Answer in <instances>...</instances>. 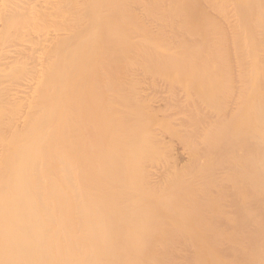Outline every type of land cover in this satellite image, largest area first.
<instances>
[{
    "label": "bare ground",
    "instance_id": "bare-ground-1",
    "mask_svg": "<svg viewBox=\"0 0 264 264\" xmlns=\"http://www.w3.org/2000/svg\"><path fill=\"white\" fill-rule=\"evenodd\" d=\"M145 4L147 6V2L144 0H0V255H5V259L3 256L0 257V264H166L164 262L166 260V247H163L162 244H165L167 239L141 231L131 234L132 230L129 229V225L134 220L138 222L133 213L119 211L117 208L120 218L133 215L131 219H125L130 223L120 224L116 222L117 226H115L116 223L109 224L111 223L110 218H104L107 214L116 213L115 202L124 201L123 197L134 191L135 185L128 183L121 191H113V193L110 191L109 194L100 188L102 183L99 184V182L102 180L98 182L99 185H92L93 187L84 185L83 181L76 176L83 164L82 154L76 152L73 153L74 156L72 157L71 152V148H79L78 150L83 148L78 118L75 114L71 115L72 106L77 105L79 108L80 99L91 105L99 104L98 100L91 98L101 91L100 86L95 83L99 75L103 74L107 79L112 77L111 75L115 74V70H118L115 68L116 62L139 59L143 62L146 60L155 63L163 55L160 53L162 50L157 52L158 49L154 51L152 48L151 51L148 48L146 45L149 43H146L148 38L145 37L143 40L144 36H147L151 31L149 28L151 22L154 25V30L151 31L153 36L162 33L168 41L174 38V46L177 48L178 44H181L178 43L180 39L182 43H186L193 40V36H196L195 34L191 36L193 38L186 39L187 33L181 34L182 31L187 30L181 29L183 25L177 24L181 20V24L183 22L181 12H175L174 15L169 14L171 20L165 14L159 17L153 14L152 17H149L146 13L147 7L144 11ZM209 10L211 9L208 11L204 9V12H201L207 20L214 12V10ZM252 10L264 12V0H244L241 5V12L237 15L230 14L233 17L231 20H229L230 15H225L227 17H224L220 23L222 26L217 19L216 23L213 20L207 21L205 19L207 25H205V21L200 25H204L208 29L201 27L200 31L203 32V35L201 37L198 35L196 36L197 39L195 37L193 40H200V43L197 41L199 44L196 42L199 46H201L202 41V48L192 50L190 55L189 46H180L184 48V51L180 53L183 56L181 55L179 59L175 60L182 62L183 65L187 59L188 63L190 62L189 58H192L193 64H199L204 62L205 56L208 57H205V60L210 59V62H214L217 57L222 55L233 57L231 55L233 52L230 50L233 48L229 49V46L224 45L226 47L224 49L218 42L221 46L220 49L217 41L209 44L211 38H208V31L213 34V31L216 32L219 27V30L222 27L224 32L217 31L218 34L221 33L219 34L220 37L224 33V36L228 34V39L235 40L241 35L242 28L238 27L244 24L246 19L243 16L244 13ZM209 12L210 14H208ZM228 16L229 19H227ZM160 17L164 19L160 20ZM167 19L170 22L168 24L165 22ZM228 20L229 22H227ZM255 22H257V24L254 23L255 28L246 22V29L249 26L252 32L250 29L248 32L255 35H251L254 36L253 39H258L260 43L264 44V19ZM239 23L242 25L239 26ZM250 24L253 26V23ZM133 27L136 30H132ZM128 29L131 33L128 32ZM134 31L136 35L133 34ZM146 31L147 35L145 34ZM245 32L244 29L243 33ZM248 32L246 33L249 37ZM178 34L181 35L178 36ZM162 35L159 36L162 37ZM182 35L185 36V41ZM189 35H191L190 32ZM257 35L260 37L257 38ZM243 37L245 38L244 34ZM175 38L180 39L175 41ZM212 39L219 40V38L214 37ZM220 40L222 41V38ZM163 41L167 40L164 39ZM225 41L224 43H226ZM191 42L189 43L192 44ZM233 42L231 43L233 44ZM236 42H238L237 39ZM186 44L188 45V43ZM203 44H205V48ZM227 44L230 47L232 45L230 41ZM233 45L237 49L242 46ZM135 48L137 49L135 50ZM221 50L223 52H220ZM182 52L189 53L183 54ZM239 53L243 57L246 55L248 59L244 57L247 62L241 60L244 62L240 64L237 61L236 65H239L237 67L234 65L236 69L230 68V71L233 70L230 72L232 76L233 72H235L234 76L236 74L239 76L237 80L234 76L232 79L228 76L224 85L227 92L230 91L231 97L234 94L236 97L237 107L233 106L234 102L230 100L232 105L229 109L234 115L236 108L242 106L247 110V107H251L252 103L253 111L250 108L249 113L256 111L255 114L257 115L252 116H257V120L250 115L248 116L254 119L252 121H258L261 132H263L261 133L258 128L259 134L262 135L264 134V45L259 48L245 47V50L236 51L234 55L237 54L235 56L238 57ZM227 59L225 57L222 60L217 58L218 61L222 62ZM230 59L235 64L236 61L233 58ZM235 59L240 60V58ZM226 62L230 64V62ZM205 63L207 64V62ZM185 64L183 66H190L188 67L190 69L194 66L191 62L188 66L187 63ZM182 65L177 64L178 67L180 66L179 70L183 72L182 69H185L186 71L185 67H181ZM210 65L211 68L213 64ZM214 65L217 68L221 66H217L216 62ZM232 65L231 63L230 66ZM250 67L254 71L253 73H251L252 71L247 72ZM176 72H178V68ZM162 76L160 75V77ZM211 81L214 83V78ZM255 83H257L256 86ZM250 85L253 87H249ZM220 87L225 90L222 85ZM104 88L106 90L112 89V93L116 94L115 98L123 94L125 90L122 87H116L110 81L104 85ZM177 91L183 92L179 88ZM178 92L175 93L176 96L174 93L172 95L175 100L178 97ZM161 100L159 99L160 102ZM168 100V104L172 102ZM159 101L158 103H160ZM164 101L166 98H163L162 102ZM156 104L157 102L154 105ZM237 112L239 113V109ZM232 115H229L230 119H232ZM159 117L163 116L160 115ZM210 118V116L207 117V125L211 128L210 130H214L215 137L220 140L217 145L208 147L210 152L225 158L235 153L236 148H240L244 152L241 156L246 157V159L247 151H249L248 155L251 153L252 156L255 155L256 157L257 154L263 152L262 150L259 151L260 145L255 144L254 146L253 144L256 141L258 143L259 140L257 139H260L261 136L255 134L256 131H248L249 136L238 134L236 140L226 139L224 137L225 131H228L227 125L220 127L221 119L218 118L213 121ZM254 136L259 138L254 141ZM134 139L135 135L130 134L127 137L126 145L134 144ZM259 156L261 155L259 154ZM70 157L74 160L73 166L69 161ZM260 173L256 172V174L261 175ZM219 174V170L214 171L213 168L206 172H198L199 185L205 183L206 179L210 177L217 178ZM112 177L113 175L111 176L113 180ZM149 177L151 179L160 178L159 174L154 172L149 173ZM255 177L257 178L258 175ZM247 178L251 179L250 177ZM241 181L244 182L245 180L241 179ZM215 187L212 188L213 193L218 194L221 191L219 194H221L224 202H236L234 203L235 207L239 205L237 202L244 201V198L248 200V198L255 197L254 188V192L249 194H247L249 191H245L247 192L245 195L250 197H243V194L240 197L239 191L236 193L237 189L235 187V190L234 186L217 184ZM251 187L250 185L249 188ZM173 190L175 191L172 193L175 195H179L183 191L182 188ZM240 192L242 193V190ZM96 196H99L101 200L99 201ZM87 198L89 199L88 202ZM185 199L187 202H208L205 196L197 190H191L190 196ZM262 199L257 200L256 198L258 202ZM253 200L254 198L251 202ZM257 201L254 200V202ZM105 202L114 203L106 205ZM104 207L110 211L108 212ZM239 209L237 208V210ZM101 213L102 216H100ZM240 217L242 218V216ZM241 218V222L244 223L245 218L244 221ZM249 232L245 230V233L248 234ZM249 239L245 238V241ZM6 258L9 263L5 262Z\"/></svg>",
    "mask_w": 264,
    "mask_h": 264
},
{
    "label": "rangeland",
    "instance_id": "rangeland-1",
    "mask_svg": "<svg viewBox=\"0 0 264 264\" xmlns=\"http://www.w3.org/2000/svg\"><path fill=\"white\" fill-rule=\"evenodd\" d=\"M144 1L147 2V6L146 4L144 6V11H146L147 7L148 11H146V13L149 17H152L153 14H156L157 17L165 14V16H168V19L171 20V15H174L175 12H181L183 15H181L183 17V22L181 24V20L179 22L180 24H177L179 26L183 25L181 29L184 28L183 30L187 29L188 31L185 30L182 31V33H178H187L186 39L195 38L198 35L201 37L203 35V32L200 31L201 27H205L202 29H208L206 26L200 25V23L204 21L205 25H207V18L201 14V12H204V9L207 11L208 9L214 10V12L211 13L212 16L208 17V20H213L216 23L217 19L220 24L225 15L239 14L241 12V5L244 2V0ZM250 12L244 13L243 15L244 18H246L243 24L245 28L241 24L242 22L239 23V26L240 24L242 26L238 28H242L243 30L241 29V35L239 34L240 37L238 36L236 39L240 44L236 42V39H228L226 30L225 33L227 35L224 36L223 33V36L220 37L219 34L224 32L222 27L220 30V27L217 30L221 32L219 34L217 31H213V34L208 31L207 34L208 38H211V41L209 40L210 45L212 42L217 41L216 43L220 42L222 47L226 45V47L229 46V49L233 48L230 49L233 52V54H231L233 57L222 55L217 58L220 60L224 57L225 59L233 58L234 61H236L235 64L232 59L226 60L230 62V64L226 61H218L217 58L214 62H210V59H207L208 61L205 60L208 58L205 56L206 58H203L204 62L199 63L200 65L198 63L193 64L192 58H189V61L194 65L192 66L191 64V69L188 68L190 67L188 66L190 62L188 63L187 59L185 63H187L188 67H185L183 66L186 65L184 62L182 65V62L176 61L177 58L179 59L181 57V51H184V48H182L183 45L186 47L189 46L190 49H187L191 50H188L191 55L192 50L202 48V41L200 44L201 46H199L200 40L193 41V38V40H189V42L192 41V44L186 42L188 43L187 45L185 42L182 43L180 38V40L175 38V41L178 39V43H181H177L179 45L177 48L174 46L173 38L170 39L171 41L169 40L172 43L171 46V43L169 45L167 37L162 35V33H160L162 37L159 36V33L153 36L151 31L154 30V25L151 22L149 26L151 31L149 34L146 31L145 34L148 35L144 36L143 40H145V37L148 38L146 39V43L149 42L146 44L148 48L151 51L152 48H154V51L158 49L157 52L162 50L160 53L163 55L156 60L155 63L150 61L147 62L146 60L143 62L139 59L116 62L117 66H115V68H118V70H115V74L111 75L112 77L107 79L101 74L95 82L100 86L101 91L91 98L98 100L99 104L91 105L80 99L79 108L77 105L72 106L71 115L75 114V116H77L78 127L83 139L82 150H78L79 148H71L72 157L74 156L73 153L76 152L82 154L83 157V164L79 168V172L76 173V176L87 186L98 184V182L102 180V182H99V184L102 183V185L100 184L101 187H99L103 192H108V194L110 191L111 193H113V191H121L128 183H133L135 185V190L128 196L123 197L124 201L115 202L116 213H110V215L106 213L109 217L106 215L107 218H104H110L109 220H111L110 222L112 223H109L110 225L116 222L120 224L125 222V224H128L130 222L126 220L131 219L134 215L138 222L134 220L131 222L133 225H129V229L132 230L131 234H136L141 231L142 233L154 234L161 238L165 237L167 241L165 240L166 243L162 245L166 247V260L164 261L166 264H264V134L261 135L263 132H261V126L257 123L258 121H252L254 119L250 117L256 113V111H254V113L252 112L253 114L249 113L251 111L250 108H252L253 111L252 103L250 105L251 107H247V110H249L248 112L245 110L246 108L244 109L240 106V108H236V112L234 111L235 116L232 115L231 109H229L230 105H232L230 100L234 102L233 106L235 105L237 107L236 97L235 94L231 97L230 91L228 90L230 93L229 95L226 90L227 88L224 87L227 82V77L230 76L232 79L235 74V72H233V76L230 74V72L233 71H230V68L236 69L234 65L237 64V61L241 64L245 61L244 57L248 59L246 55L243 57L240 53L238 57H236L235 55L237 54L234 55V52L245 50V47L259 48L264 45L260 43L258 39H253L255 35L251 34L252 31L249 27L255 28L254 23L257 24L255 21L263 20L264 12L256 10ZM169 14L171 15L169 16ZM208 14H210V12ZM231 17L229 19L228 16L227 19H233V17ZM159 19L161 20L164 18L160 17ZM167 20L165 22L167 24L170 23L169 20ZM229 20L227 22H229ZM246 22H248L249 25L248 29H246ZM250 23H253V26ZM134 29L136 30V28L133 27L132 30ZM244 29L246 32L250 29L251 32H248L250 39H247L249 37L246 32L243 33ZM128 32L131 33L129 29ZM189 32L191 35H189ZM242 33L246 39L243 37ZM255 33H258V31H255ZM133 34L136 35L135 31ZM181 34H178V36ZM195 34L196 36H193ZM175 35H177V33H175ZM184 35L182 36L185 41ZM251 35L254 36L252 37ZM157 37L158 39H156ZM213 37L219 38V40L212 39ZM259 37L260 36L257 35V38ZM221 38L222 41L220 40ZM164 39L167 41H163ZM195 39H197V37ZM225 40L228 41L226 42ZM224 41L226 43H224ZM229 41L230 44L234 41L233 44H235V46L240 47L244 45L245 47L243 46L242 48L241 46V48L238 49L235 47V50L233 44L231 47L227 44ZM204 45L205 44H203V47ZM220 45L218 43L221 49ZM179 47L181 50H178L180 49ZM226 47H224V49ZM136 49L137 48H135V50ZM223 50L220 52H223ZM182 53L184 54L185 52ZM219 55H221V53ZM234 56L235 58H240V60L235 59ZM175 61L178 62V65H182L181 67H185L186 71L182 69L183 72H181V70H179L180 66L178 67ZM205 62H207V64ZM215 62L217 66H221L217 68L216 65H214ZM231 63L233 64L232 66H230ZM210 64H213L211 67H214L213 69L210 68ZM205 65L209 66L205 67ZM238 65H236V67ZM177 68L178 72H176ZM248 71H252L251 73L254 72L251 70V67L247 72ZM160 75L163 76L160 77ZM238 76L239 74H236V76H234L236 79H234L237 80ZM212 77L214 78V83L211 81L213 80ZM108 81L114 83L116 87L125 89L124 93L115 98L116 94L112 93V89L108 88V90H106L104 88V85L107 84ZM191 81L194 82L188 83ZM153 84L156 86L153 87ZM172 84L176 85L173 86ZM220 85H222L226 91L222 90ZM229 85L231 84L229 83ZM256 85L257 83H255V86ZM151 86L153 89H150L152 88ZM249 87H253V85ZM176 88L177 90L179 88V90L183 92H178L175 90ZM171 91H176L173 92L174 94L178 92L177 96L179 98L177 97L175 100ZM171 96L174 98L173 101ZM163 98H166V101L162 102ZM169 98L170 100H168ZM159 99H162L161 102ZM167 100L169 102L172 101L171 103L175 101L173 104L176 105L172 104L171 106V103L168 104ZM158 101L160 103H158ZM155 102H157L160 108L157 107V104L154 105ZM161 103L166 104H162L163 110L161 108ZM168 105L171 107L169 106V108H167ZM244 105L247 106L246 104ZM154 106L155 108H153ZM181 108L184 109L181 110ZM237 109H239V113ZM230 114L233 116L232 119L229 118ZM71 115L70 118H72ZM160 115L163 117H159ZM209 116L213 121L218 118L221 119L222 123L219 124L220 127L227 125L228 131H225L224 137L226 139L236 140L239 135L249 136L250 134L248 131L250 130H254V132L258 131V133L255 132V134L261 135L262 137L260 136V139L262 138L263 140L257 139L259 137L256 138L254 136V141L257 139L260 142L258 141L257 143V141H253V144L254 146L255 144L258 146L260 145L259 147H261V149L259 148L260 150H258H262L263 152L257 153L261 156L257 154V158L250 153L249 155L254 157L250 159L251 157L247 154L249 151L246 149L247 159L248 157L250 159L247 160L246 157L241 156L244 152L240 148H236L235 153L225 158H222L219 154L210 152L208 147L210 145H217L220 140L215 137L214 130H210L211 128L207 125V117ZM254 118L257 120V116ZM248 121L252 124H249ZM258 128L261 132L260 134ZM251 132L253 133V131ZM130 134L135 135L134 144H128L131 147L126 145V142H128L126 141L127 137ZM250 141L252 142V139H250ZM257 145L256 148H258ZM72 157H70L69 161L73 166L74 160ZM255 159L257 160L255 161ZM212 168L214 171L219 170L220 174L217 175V178L210 177L206 179L207 181L205 183L199 185L197 173L206 172ZM152 172L159 174L160 178L151 179L149 173ZM256 172H261V175L256 174ZM112 175L113 180L111 179ZM257 175L258 177L260 176L259 178L257 177L258 179L255 177ZM241 179L245 181L242 182ZM217 184L234 186V189L236 187V193L239 191L238 193L240 194L238 195L240 197H248L249 195H245L247 193L245 191H249L247 193L249 194L254 188L255 197L257 200L263 198L261 200L262 202H258L255 197L253 198L257 202H254V200L251 202L253 198H248V200L244 198V201H241V198V202H237L239 205L235 207L234 203L236 202H231L234 206L231 205L230 202H224L221 194H219L221 191L218 194L213 193L212 188H216L215 185ZM250 185L252 186V190L249 188ZM99 187L96 188L100 189ZM176 188H182L183 191H181L179 195H175L172 192L175 191L173 189ZM191 190L201 192L208 202H187L185 198L190 196ZM241 190L242 193L240 192ZM96 197L99 201L101 200L99 196ZM96 197L94 198L96 199ZM86 200L87 202L89 201L88 198ZM249 200L250 202H248ZM110 203L112 204L114 202H107L106 205ZM117 208L119 211L131 212L133 215H129V217L126 216L127 218L125 216L120 218V213L117 211ZM237 208L240 209L237 210ZM105 210L107 209L105 208ZM107 211L109 212L110 210ZM100 216H102V213ZM240 216H242V218ZM239 217L242 220L245 218V221L243 220L244 223L241 222ZM117 223L115 226H117ZM109 224H107L108 227ZM245 230L246 232H250L247 234ZM247 235L250 236L248 237ZM245 238L250 239L245 241ZM2 256L5 259V255L2 254ZM2 256L0 255V257ZM7 258L6 261L3 260L8 262Z\"/></svg>",
    "mask_w": 264,
    "mask_h": 264
}]
</instances>
